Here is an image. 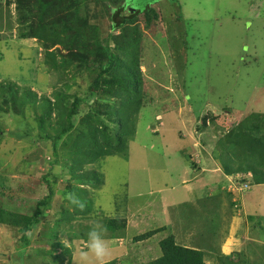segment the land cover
Listing matches in <instances>:
<instances>
[{
  "label": "rangeland",
  "instance_id": "obj_1",
  "mask_svg": "<svg viewBox=\"0 0 264 264\" xmlns=\"http://www.w3.org/2000/svg\"><path fill=\"white\" fill-rule=\"evenodd\" d=\"M180 2L181 10L169 0L154 4L161 19L149 28L143 26V16L138 17L149 98L128 157L109 156L102 167L97 166L105 174V184L93 199L94 207L102 211L97 218L78 216L58 224L62 210L72 209L60 192L73 180L68 166L48 163L52 140L33 138L40 133L35 117L41 109L36 113L28 109L27 122L21 115L1 112L0 122L8 132L0 139V206L31 215L49 192L44 176L50 175L51 184L59 178L50 204L42 208L26 256H21L17 230L0 224V264H58L56 256L60 264H100L93 256L86 262L80 259V253L87 251L92 224L107 242L103 263L149 264L161 254L159 241L172 233L180 244L204 248L205 264H222L220 257L234 252L264 264V186L243 190L248 188L239 181L241 174L226 175L218 158L223 150L219 142L230 127L247 116H264V0ZM134 4L146 6L140 0ZM16 5V0H0V20L6 23L0 26V82L29 85L52 100V92L62 85L68 93L85 86L75 76L84 51L78 50L77 57L72 52L73 64L65 71L50 69L37 39L18 37ZM107 7L112 11L116 6L112 0H91L80 7L83 18L89 13L103 37L113 30ZM90 71L85 70L86 75ZM28 126L31 139L15 134ZM58 155L61 163L66 153L61 150ZM227 191L234 195L228 196ZM207 204L210 220L205 214L195 221L188 217ZM257 207L263 230L247 217L254 218ZM122 215L127 224L124 235L108 239L110 232L101 228L102 219ZM167 225L169 229L148 239L134 240ZM53 248L56 252L50 254Z\"/></svg>",
  "mask_w": 264,
  "mask_h": 264
},
{
  "label": "trees",
  "instance_id": "obj_2",
  "mask_svg": "<svg viewBox=\"0 0 264 264\" xmlns=\"http://www.w3.org/2000/svg\"><path fill=\"white\" fill-rule=\"evenodd\" d=\"M90 1L16 0L18 37L36 38L45 55L43 59L50 69L57 71H65L71 67L72 52L77 57L78 50L84 51V54L80 55L83 63L80 68L75 69V76L81 77L86 83L85 86L78 85L75 92L68 93L66 85H62L52 92V100L45 95L39 96L29 85L0 82V114L9 111L13 117L21 115L22 120L27 122L25 119L29 116L28 109L35 113L41 109V115L35 117L40 133L33 138L36 141L51 139L53 159L48 163L66 165L72 175L73 181L60 192L72 209L62 210L63 218L58 224L78 216L97 218L98 212L102 213L93 203L96 192L102 190L105 184L104 171L101 172L97 166L102 167L105 158L109 156L128 157L129 143L135 138L139 116L149 98V93L144 89V73L141 66L143 30L138 23V17L143 16L145 28L161 19V13L154 6L159 1L147 4L144 8H137L134 4L136 0H112L116 7L112 11L107 7V11L110 12L111 27L118 30V33H113L112 30L107 37H103L99 26L90 22L89 13L84 18L80 13V7L87 6ZM169 1L181 10L180 0ZM3 21L1 18L0 26L6 25ZM175 21L180 23L182 19L177 17ZM85 43L86 46L83 45ZM59 45H62L66 52L62 53ZM88 69L91 71L86 75L85 70ZM92 73L94 77H90ZM68 87L70 88V85ZM7 132L0 122V139ZM15 134L22 138H32L29 126L23 129V133ZM219 145L223 150L218 158L226 175L241 173V183L248 182L252 189L256 185H262L260 188H263L264 116L245 117L239 124L230 127ZM61 150H64L67 158L64 157L59 163L58 154ZM66 160L69 162L66 163ZM192 164L196 165L194 162ZM49 177V174L44 176L49 192L37 203L33 214H19L0 206V224L17 230L21 256H26L25 251L31 244L32 233L41 222L44 213L42 208L50 204V199L56 193L54 186L59 177L54 178L53 184ZM167 185L168 183L166 188ZM233 192L226 193L232 196ZM235 204V201L231 202V205ZM208 207L207 204L194 212L191 208L192 214L188 217H194L195 221L205 216V219L208 218L206 220H210L213 216L207 212ZM258 209L257 207L254 218H250V215L247 217L252 221L256 220L255 227L263 230L259 225L261 215L258 214ZM102 222L101 228L110 232L108 239L124 235L122 231L127 226L125 215L106 216ZM167 229L169 225L152 229L135 236L134 240L142 241ZM207 229L213 234L211 228ZM55 235L54 229L52 237ZM188 245L178 243L175 235L170 233L159 241L161 254L149 264H205L206 250ZM48 252L53 254L56 249H49ZM233 254L234 256L226 255L222 259L221 256L222 264H259L246 258L244 252ZM261 257L264 261V256ZM56 261L60 264L59 256H56ZM103 264L118 262L114 260Z\"/></svg>",
  "mask_w": 264,
  "mask_h": 264
},
{
  "label": "clouds",
  "instance_id": "obj_3",
  "mask_svg": "<svg viewBox=\"0 0 264 264\" xmlns=\"http://www.w3.org/2000/svg\"><path fill=\"white\" fill-rule=\"evenodd\" d=\"M237 174L238 176H240L241 173H237ZM234 178H237V176H235ZM242 184L247 188L252 187L251 185H249L248 182H244ZM107 254H108V248H107L106 240L103 237H101V235L96 231L95 227H92L87 232V251L80 253L81 261L86 262L89 260L90 256H93L96 261H99L100 264H103L104 258L106 257Z\"/></svg>",
  "mask_w": 264,
  "mask_h": 264
},
{
  "label": "water",
  "instance_id": "obj_4",
  "mask_svg": "<svg viewBox=\"0 0 264 264\" xmlns=\"http://www.w3.org/2000/svg\"><path fill=\"white\" fill-rule=\"evenodd\" d=\"M142 3H144L145 5H147V4H150V3H155V2H157V1H159V0H140Z\"/></svg>",
  "mask_w": 264,
  "mask_h": 264
}]
</instances>
